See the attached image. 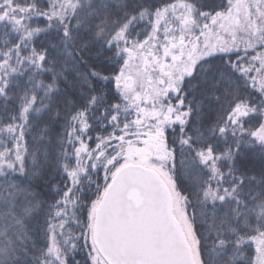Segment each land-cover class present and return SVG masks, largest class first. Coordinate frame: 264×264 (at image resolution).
I'll return each mask as SVG.
<instances>
[{
  "label": "snow or ice",
  "instance_id": "obj_1",
  "mask_svg": "<svg viewBox=\"0 0 264 264\" xmlns=\"http://www.w3.org/2000/svg\"><path fill=\"white\" fill-rule=\"evenodd\" d=\"M0 264H264V0H0Z\"/></svg>",
  "mask_w": 264,
  "mask_h": 264
}]
</instances>
